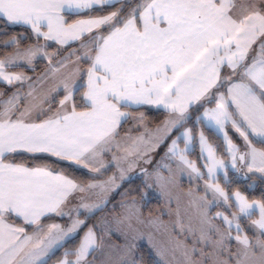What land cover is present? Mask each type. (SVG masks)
<instances>
[{
	"label": "snow or ice",
	"instance_id": "1",
	"mask_svg": "<svg viewBox=\"0 0 264 264\" xmlns=\"http://www.w3.org/2000/svg\"><path fill=\"white\" fill-rule=\"evenodd\" d=\"M123 3L124 0H115ZM114 0H0V20L10 25H24L36 35L37 40L56 41L63 45L70 40H79L93 29L104 28L107 35L97 32L88 38L82 47L87 49L84 57L90 60L86 70L87 82L83 99L87 111L77 112L72 102L73 93L79 86L75 81L64 80L56 84L51 92L63 91L64 97L59 101V108L47 119L26 122L33 111L37 118L51 112L54 97L49 93L36 94V86H43L60 68L51 67L29 84L28 103L20 111L21 96L14 92L7 100L0 101V264H12L23 248L32 242V250L25 254L28 264H47V257L56 248L74 239L85 220L79 219L83 209L93 213L107 203L111 192L119 187L117 177L113 175L104 181H97L93 175L89 183H77L68 176L54 172L47 165L28 168L9 161V155L17 152L46 153L60 160L71 161L81 165L94 174L107 170L112 164L119 170V179L127 177L137 163H152L151 153L164 144L174 133H178L158 163L157 168H168L165 159L176 157L184 168L190 169L198 178L207 176L205 192L211 191L212 200L206 196L197 215V223L191 221L185 226L177 210L178 220L173 227L179 226L184 234L183 241H177L173 251L181 250L184 264H264V200L252 201L239 191L226 192L216 178L223 171L228 178L230 166L240 171L238 162L248 172L264 175V150L253 146V141L264 144V58H254L251 65L244 61L251 45L257 38L264 37V0L260 3H248L243 0H150L133 8L127 16H122V8L106 15L90 16L68 24L64 18L68 14L91 13L113 7ZM167 27L161 28V23ZM47 28L46 32L41 31ZM8 44H18L12 37ZM264 56V42L260 45ZM42 48L29 46L23 52L16 51L8 60H0V81L12 85L15 81L31 79L22 74H8L5 68L18 61L32 64ZM48 56L47 52L43 53ZM227 67L231 75L221 77V70ZM242 69V71H237ZM239 80H233V76ZM227 82L225 92L219 89ZM216 89V92H213ZM3 96V93H0ZM203 101V102H202ZM215 102V107H206L205 103ZM48 107L45 108L44 105ZM133 105H154L170 113L164 121L165 135L150 146L144 144L141 135L133 140L130 149H124L121 156L113 155L109 164L96 166L98 158L113 151V141L121 119L129 116L121 108ZM200 113L196 121L204 123L222 135L226 152L231 157L230 165L218 159L215 148L209 144L203 131L199 134L200 157L207 173L189 160L186 153L197 139L194 130L185 127L190 119V109ZM19 115L13 119L15 113ZM234 130L244 141L245 151L229 136L228 128ZM181 129H184L181 131ZM160 131V129H157ZM131 139V138H129ZM151 139V137H149ZM183 140L184 148L178 147ZM117 151L121 145H115ZM129 156L134 157L129 161ZM122 161H128L124 169ZM148 175L147 170H143ZM169 171L171 169L169 168ZM212 181L208 183L207 181ZM157 183H171L156 173ZM77 193L78 203L68 212L63 209L69 203V197ZM95 200L92 203L87 201ZM222 199L229 208L236 211L231 216L217 212L210 217L206 208ZM259 210V219L252 220L257 232L254 239L247 234L241 235V218L251 219ZM75 213V217L72 213ZM54 213L68 216L70 223L65 227L59 224L40 226L42 217ZM15 215L22 218L26 225H37L34 234L29 236L25 228H16L6 223V217ZM219 219L220 223H214ZM128 219L125 243L121 246L111 245L122 253L118 264H137L134 251L137 247L138 230ZM121 219L119 223H123ZM157 229L164 227L158 222ZM233 230L236 235L233 236ZM129 234H132L129 238ZM192 238L189 246L186 241ZM142 238V237H140ZM236 242L233 250L232 241ZM103 246V237H98L93 227H89L80 239L78 247L66 252L65 257L75 256V260L64 259L60 264H88L87 257ZM199 259H196V256ZM25 257L21 264H25ZM103 264H109L108 261Z\"/></svg>",
	"mask_w": 264,
	"mask_h": 264
},
{
	"label": "rangeland",
	"instance_id": "2",
	"mask_svg": "<svg viewBox=\"0 0 264 264\" xmlns=\"http://www.w3.org/2000/svg\"><path fill=\"white\" fill-rule=\"evenodd\" d=\"M141 0H139L140 2ZM138 2V3H139ZM243 2V0H237V5L239 7V4ZM260 3L261 0H248V3ZM132 3V2H131ZM137 3V4H138ZM99 15H106V14H98V15H92V16H99ZM103 28L100 29H94L92 31V34H95L97 32H102ZM21 36V41H24V38L26 37L24 34ZM91 35H89L87 38L84 39L87 40ZM18 39V37L16 36ZM9 41V40H5ZM264 42V37H259L258 40L252 44L253 47L251 48L250 57L252 58L255 56V54H259L261 52L260 45ZM83 42H81L82 45ZM0 52L3 54V56H0V60H8L10 58H13L15 56L16 51L23 52L26 48L29 46L22 45L21 47L9 50V44H1ZM39 45L42 48L41 53H39L35 59L32 61L31 65H28L26 62L18 61L16 64L9 65L5 68V71L8 74L13 75H24L26 77H30L29 80H24L21 84L20 81H15L12 85H8L6 82L0 81V93H3V95H8L11 88H27L29 89V84H33L37 77L44 74L46 71L44 69H50L53 65L62 63L63 59L62 55L63 52H60L58 50V47L51 45V47L47 48L46 45L34 43V45L31 46H37ZM6 48H8L6 50ZM23 48V49H22ZM85 49L82 50V55L85 53ZM47 52L49 55L44 56L43 53ZM67 54L66 56H68ZM262 55V54H261ZM68 64L67 67L69 68L67 72L66 77H56V76H50V78L45 82L43 86L37 85L36 87H43L46 89H52L54 86L61 81L69 80V81H75L77 82V85L79 86L81 83L77 81V77L75 76L76 71L79 70V62L74 60H67L66 62H63V64ZM84 63H82L83 66ZM38 70L37 68H40ZM80 72V71H78ZM3 86V87H2ZM17 91H13L12 94ZM222 92V91H221ZM11 94V95H12ZM59 95H62V99L64 97L63 91H60L59 93L55 92V97H59ZM1 99V97H0ZM61 99V100H62ZM55 100L52 104L55 106ZM209 107V106H207ZM211 107H215V104ZM130 121L121 131H118V135H116L114 141H113V151L108 152L106 155H103L98 158V161L96 163V166L99 167L101 163L103 164H109L112 161L113 155L121 156L124 154V149H130V145H132L133 140H135L137 137H140L143 135L144 137V144H141V147H144L145 144L150 146L152 143H155L156 140H158L160 137H163L165 135L166 130L164 129V121L168 120L170 117H166L161 122H155L150 123L151 119L146 115L144 111L130 114ZM157 129H160V131H157ZM183 129H181L182 131ZM228 133H232L234 135V131L230 128L227 129ZM178 133H174L170 139H168L164 144H162L158 149L153 151L151 153L152 156V163L151 164H144L143 162L137 163L130 171L125 172V176L127 177L123 181H126L134 176V174H142L139 173V169L147 170L148 175L144 177V181L146 182L148 189L152 191L156 196L159 197L162 203V214L165 215V217H159L156 215H148L145 216L142 212V205L138 203L135 200H116L113 199L114 196L119 193V195H122L126 193V189H121L122 182L119 179L120 172L115 167L114 164H112L107 170L102 169L100 174H94L90 172L89 170H85V172L91 177V180H89L86 183H89L92 181L93 175H97V181H104L107 180L109 177H112L115 175L117 177L116 184L119 185L118 188L115 189V191L111 192V194L108 197L107 203L102 207L103 210L100 213V216L98 219H95L92 217L94 213H87L83 209L81 210L82 214L79 216V219L85 220L86 225L80 229L79 232L82 231L81 238L84 236V234L87 232L89 227L94 226V230L97 233L98 237H103V246L100 249H97L95 252H92L88 257L87 261L88 264H103V262L108 261L109 264H118L119 258L121 256V252L119 248L113 250L110 246L116 245L121 246L125 243V235L122 233H127V224L129 223L128 218L130 217L131 223L134 228L138 230L136 235L138 236V239L136 240V244L141 245L144 244L147 247H149L152 255L161 263V264H184V257L182 255L181 250L173 251L175 244L177 241H183L184 240V234L181 233L179 226L173 227L174 223L178 220L177 216V210L180 213L179 219H182L185 226L191 223L195 225L197 223V215L201 210V205L205 203V201L201 200V197H205L207 200L213 199V194L211 191L205 192V183L206 181L199 182L197 177L195 176V173H191L190 169L184 168L183 171H181L182 165L180 164V161L176 157H172L171 159H165L163 161L164 164H167L169 167L164 168L160 167L157 168V165L159 162H161V158L164 157V153L167 151L168 146L171 143V139H174L175 136ZM151 137V139H149ZM117 138V140H116ZM131 138V139H129ZM233 142L240 147L241 149L244 148V141L242 138L238 136V134H235ZM119 143L121 145V150L117 151L115 148V145ZM181 146V141L178 142V147ZM184 148V146H183ZM241 154V153H239ZM243 154V153H242ZM218 159H221L217 155ZM134 159V157L129 156V161ZM227 164L230 165L231 163V157L230 155L227 156V158L224 160ZM238 162V167H239ZM122 166L124 169L128 168V161H122ZM169 168L171 171H169ZM243 168L248 172L247 168L243 166ZM159 172V175L166 180H171V183H157L156 182V173ZM248 173H258L259 172H248ZM223 175V171L221 173ZM218 174V175H219ZM217 175V176H218ZM208 183H211L212 181H207ZM85 183V184H86ZM218 183V182H216ZM219 184V183H218ZM84 195L82 193H77L75 196L72 197V200L69 201L66 207H64V211L68 212L70 209L74 208L76 204L78 203L79 196ZM144 199H148V196L144 195ZM95 200L87 201L88 203H92ZM115 208H118L115 210ZM206 211L208 212V215L210 217H215V214L217 212H221L224 215L231 216L232 212L236 211V208L232 207L229 208L227 204L223 202L222 199H218L215 203L209 205L206 208ZM72 216L75 217V213H72ZM121 219H124V222L121 224L119 221ZM252 221V220H251ZM251 221H247L243 223V221H239L241 225V235L247 234L250 238L254 239L253 233L257 232L255 228H253ZM153 222L161 223L162 225H166L167 228L164 227L157 229L156 224ZM53 224H59L62 226H67L70 223V219L68 216L60 217L57 216V220L52 222ZM214 223L219 224L220 221L217 218L214 220ZM132 234H129V238ZM233 236L236 235L235 230H233L232 233ZM142 237V238H140ZM192 238L189 237L186 243L191 246L192 244ZM79 245V243H78ZM77 245V247H78ZM231 246L233 250L236 248V242L233 240L231 242ZM76 247V248H77ZM57 249V248H56ZM55 249V250H56ZM32 250V248H28L21 257H25L26 253H29ZM54 250V251H55ZM53 251V252H54ZM52 252V253H53ZM71 252V251H66ZM65 252V253H66ZM52 253H50L47 257H44L46 260ZM137 250L134 251V256L136 257ZM26 258V257H25ZM196 259H199V256L197 255L195 257ZM21 259V258H20ZM64 259L69 260H75V256H67L65 257V254L54 264H60V262ZM27 260V258H26ZM25 264H28V261H26Z\"/></svg>",
	"mask_w": 264,
	"mask_h": 264
},
{
	"label": "trees",
	"instance_id": "3",
	"mask_svg": "<svg viewBox=\"0 0 264 264\" xmlns=\"http://www.w3.org/2000/svg\"><path fill=\"white\" fill-rule=\"evenodd\" d=\"M132 3L123 2V3H114L113 7H106L102 11L101 10H94L91 13H81L79 15L77 14H65L67 22L73 21L77 17H84V16H92V15H98V14H108L111 11H115L118 8H122L121 15L126 16L128 10L131 8ZM102 32L104 34H107V31L103 28ZM24 34L26 37L24 38V41H21V36ZM18 37V44L14 45H24L30 40V34L29 31L26 29V27L21 25H9L6 24L4 21L0 20V47L1 42L4 40H10L12 37ZM88 37V36H87ZM86 36L83 37V39L87 38ZM78 43L72 44L66 48H63L62 51H65L66 49H69L71 47H77ZM13 47V45H11ZM8 48H6L7 50ZM61 52V51H60ZM38 70L41 69L37 68ZM227 82L224 83V85ZM223 87L219 89V91L223 92ZM83 92H84V83L81 82L79 85L78 91H75L73 93V102L76 105V108H84L83 104ZM213 92H216V89H213ZM203 102V101H202ZM215 102L211 104L205 103V106H213ZM133 111V110H132ZM135 111L142 112L144 111L145 114L150 117L151 124L155 122H160L164 118V113L161 110L153 109L149 107L139 108ZM190 119L185 122V127H188L189 129H193L194 133L197 137L198 132L203 131L204 136L207 138V141L209 144L213 145L215 148L216 154L222 159L225 160L228 156V153L226 152V149L223 144V140L221 137L212 129H209L207 126H205L203 123L196 121V116L200 114L203 111V108H200V113H197L195 110V107L190 109ZM229 136H231L232 140H236L234 138L235 134L229 132ZM253 145L257 148L264 150V144L259 143L257 141H253ZM240 148V147H239ZM187 157L189 160L193 161L198 168L201 169L202 172H204L202 160L200 157V147L198 140L196 139L191 147V151L187 153ZM9 161H12L14 163H20V164H26L28 166H48L51 170H55L57 172H60L69 178L75 180L77 183H86L89 180H91V177L85 172V170L75 166L74 164L57 159L53 156L47 155V154H30V153H24V152H17L9 155ZM228 172V178L225 179L224 175L219 174L216 178V182L219 183V185L228 193H234L236 191H239L242 195H244L249 202L252 201H262L264 200V175L258 174V173H240L237 172L235 169H232L230 166L227 169ZM205 173V172H204ZM207 177L200 178L203 180H207ZM121 189L125 188L126 193L119 195L117 193L116 196L113 197V199L120 200L126 199V200H135L138 203L142 205V212L145 216L148 215H156L159 217H165L164 214H162V203L158 196H156L152 191L148 189V186L146 182L144 181L142 174H136L132 178L123 181L121 185ZM144 195L148 196V199H144ZM235 208V207H234ZM118 208H115L117 210ZM103 210H98L96 213L92 215L95 219H98L100 216V213ZM255 215L251 217V219L248 218H241L240 221L243 223L247 221L254 220ZM53 218H50L48 220H52ZM15 224H21L20 221L13 220ZM27 230H31V227ZM82 231L79 232V234L74 238L66 243L63 244L62 247L57 248L47 259V264H54L56 263L62 256L65 254L66 251H74L80 242ZM137 254H136V260L137 264H161L155 257L152 255L149 247H147L144 244L138 245L136 247ZM70 257H72L70 255Z\"/></svg>",
	"mask_w": 264,
	"mask_h": 264
},
{
	"label": "crops",
	"instance_id": "4",
	"mask_svg": "<svg viewBox=\"0 0 264 264\" xmlns=\"http://www.w3.org/2000/svg\"><path fill=\"white\" fill-rule=\"evenodd\" d=\"M124 2H128V3H131L132 2V6H131V8L128 10V12H127V15H128V13L133 9V8H137V6H140V5H143V4H145V3H147V2H150V0H141L140 2H139V0H124ZM139 2V3H138ZM114 3H116L115 2V0H114ZM138 3V4H137ZM66 14H68V13H66ZM126 15V16H127ZM90 16H84V17H77V18H75L73 21H70V22H67V20H66V16L64 15V18H65V20H66V22L68 23V24H72V23H75L76 21H78V20H85V19H88ZM10 25V24H9ZM21 26H24V25H21ZM24 27H26V29L29 31V34H30V40L26 43V44H24V46L26 47V46H31V45H34V43H38V44H43V45H46L47 46V48H49V47H51V45H54V46H56V47H58V50H60L61 52H63V54L62 55H65V56H62V59H63V62H66L67 60H74V61H78L79 62V70L78 71H80V72H78V71H76V73H75V76L77 77V81H79V83H81V82H83L84 83V85H86V82H87V75H86V70H87V68L90 66V63H91V61L90 60H87L86 58H81V59H78V57H84V55H82V50L83 49H85L84 47H82V45L83 44H86V43H88L89 42V40L87 39V40H85L84 41V39H83V37H87V36H89V35H91L92 34V32L91 33H86L84 36H82L79 40H75V41H69L67 44H63V45H61V44H59V43H57L56 41H51V40H45L43 37H40L38 40H37V37H36V35L32 32V30L29 28V27H27V26H24ZM160 27L161 28H165V27H167V24H165V23H161L160 24ZM41 31H43V32H46L47 31V28H42L41 29ZM93 31H94V29H93ZM105 35H107V34H105ZM92 36V35H91ZM90 36V37H91ZM257 40H258V38H257ZM256 40V41H257ZM255 41V42H256ZM5 42V40L4 41H2L1 42V44H5L4 43ZM81 42H83L82 43V45H81ZM75 43H78V46L77 47H71V48H69V49H66L65 51H62V49L63 48H66V47H68V46H70V45H72V44H75ZM254 44V43H253ZM10 46H9V50H12V49H15V48H18V47H21L22 45H14V44H9ZM11 45H13V47H11ZM253 47V45H251V48ZM251 48L249 49V51H248V53H247V57H246V59H245V61H244V63H245V65H251V63H252V61H253V59L254 58H256V59H260V58H264V56H262L261 55V52L259 53V54H255V56L252 58V56H251V58H249L250 57V52H251ZM23 49V48H22ZM85 50H87V49H85ZM67 54H69L68 56H66ZM0 56H3V54L0 52ZM62 62V63H63ZM82 63H84L83 64V66H82ZM64 67H62V68H60V70L57 72V73H55V75L54 76H56V77H59V78H61V77H66L67 76V74L69 73V72H67L68 71V67H67V65L68 64H66V63H64ZM52 67H59V63L58 64H55V65H53ZM49 69V68H48ZM47 68L46 69H44L45 71L46 70H48ZM238 72L239 71H242V69H238L237 70ZM228 75H231V70L230 69H228L227 67H225V68H223L222 70H221V77H224V76H228ZM52 77V76H51ZM233 78V80H239V76L237 75V76H233L232 77ZM77 83V82H76ZM229 86V84L228 83H226L225 85H224V88H223V92H225L226 93V89H227V87ZM3 87V86H2ZM51 89H44L43 87L41 88V87H36V94L37 95H44V94H46V93H49L51 96H53L55 99V106H53L52 105V109H51V112H48L46 115H41V116H39V118H37V112L36 111H33L32 113H31V115L29 116V117H27L26 118V122H37V123H39L41 120H44V119H47L48 118V116H50V115H52L54 112H56L57 111V109L59 108V101L62 99V95H59V97L60 98H58V97H55V92H51L50 91ZM86 90V88L84 87V91ZM13 91H19V93H20V96H21V101H20V111H23V109H24V107H25V105L28 103V97H27V93L30 91V89H27V88H11L10 89V93L8 94V95H3V96H0L1 97V99H0V101H3V100H7L10 96H11V94H12V92ZM84 93V92H83ZM72 102H73V98H72ZM74 103V102H73ZM83 104H84V106H85V101H84V99H83ZM44 107L45 108H47L48 107V105L47 104H45L44 105ZM144 107H149V108H153V109H158V110H161L163 113H164V118H163V120L166 118V117H170V113L168 112V111H166V110H164L162 107H157V106H154V105H133V106H131V107H128V108H121V111L122 112H127V113H129V116H127V117H124V118H122L121 119V123L117 126V128H116V132H118V131H121L122 129L124 130V128L126 127V125L128 124V122L130 121V114H135V113H139L138 111H135L136 109H139V108H144ZM207 107V106H206ZM211 107V106H210ZM88 109L86 108V106L84 107V108H76V111L77 112H82V111H87ZM133 110V111H132ZM0 111H3V108L2 107H0ZM203 112V111H202ZM201 112V113H202ZM17 115H19V112H17V113H15V115L13 116V119H15L16 118V116ZM162 120V121H163ZM161 122V121H160ZM204 124V123H203ZM205 125V124H204ZM206 126V125H205ZM186 128H188V127H186ZM184 130V129H183ZM182 130V131H183ZM212 130H214V129H212ZM215 131V130H214ZM234 131V130H233ZM216 132V131H215ZM217 133V132H216ZM199 134H200V131L198 132V135H197V140H198V143H199ZM220 137H221V139L223 140V138H222V135L221 134H219V133H217ZM234 134H236L235 132H234ZM116 137V136H115ZM116 140H117V138H116ZM223 144H224V147H225V149H226V146H225V142H224V140H223ZM183 146H184V143H183V140H181V146L179 145V148L180 149H183ZM254 146V145H253ZM191 147H192V145L190 146V150L189 151H191ZM200 147V146H199ZM255 148H257L256 146H254ZM258 150H261V149H259V148H257ZM245 151V149L243 150V149H241L240 148V153L242 154L243 152ZM24 153H28V152H24ZM11 154H13V153H11ZM11 154H8V155H11ZM30 154H46V153H30ZM47 155H49V154H47ZM186 156H187V153H186ZM228 156H229V154H228ZM56 158V157H55ZM188 158V157H187ZM58 159V158H57ZM189 159V158H188ZM65 161V160H64ZM7 162H11V163H14V162H12V161H7ZM68 162H70V163H72V164H74L75 166H77V167H79V168H81V169H83V170H88V169H85V168H83L81 165H76L75 163H73V162H71V161H68ZM15 164H20V163H15ZM202 164L204 165L205 164V161L204 160H202ZM21 165H23V166H25V167H28V168H35V167H43V166H28V165H26V164H21ZM239 167H240V173H248L244 168H243V166L240 164L239 165ZM204 168V167H203ZM54 172H57V171H55V170H53ZM143 172V170L142 169H139V173H142ZM204 172L205 173H207V169L206 168H204ZM60 173V172H59ZM138 172H136V174H137ZM219 173H221V172H219ZM218 173V174H219ZM136 174H134V175H136ZM143 175L145 174V173H142ZM195 176H196V174H195ZM206 176V175H205ZM144 177H146V175H144ZM197 177V176H196ZM207 177V176H206ZM197 179H198V181L199 182H203V181H206V180H203V179H200V178H198L197 177ZM207 179V178H206ZM209 181V180H208ZM73 197V196H72ZM72 197H69V201L70 200H72ZM50 218H53L52 220H48V219H50ZM255 219H259V210L257 209L256 210V213H255V217H254V220ZM13 220H16V221H20L21 222V224L19 225V224H15L14 223V221ZM57 220V215H55L54 213H52V214H49L48 216H46V217H42L41 218V221H40V226H43L44 227V230H45V232L47 231V226L48 225H51V224H53L52 222H54V221H56ZM6 223H8V224H10V225H12V226H14V227H16V228H25V232H26V234L27 235H29V236H32L33 234H34V230L37 228V225H26L25 223H24V221H23V219L22 218H18V217H16L15 215H10V216H7L6 217ZM31 227V230H27L28 228H30ZM36 243V240L34 239L32 242H30L28 245H26L24 248H23V251L19 254V255H17L13 260H12V264H21V259L20 258H22L21 256H22V254L28 249V248H32V246H33V244H35ZM26 258H25V263H26Z\"/></svg>",
	"mask_w": 264,
	"mask_h": 264
}]
</instances>
